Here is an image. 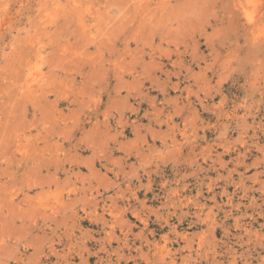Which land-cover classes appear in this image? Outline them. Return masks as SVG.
Instances as JSON below:
<instances>
[{
    "label": "rangeland",
    "instance_id": "1",
    "mask_svg": "<svg viewBox=\"0 0 264 264\" xmlns=\"http://www.w3.org/2000/svg\"><path fill=\"white\" fill-rule=\"evenodd\" d=\"M0 264H264V0H0Z\"/></svg>",
    "mask_w": 264,
    "mask_h": 264
},
{
    "label": "bare ground",
    "instance_id": "2",
    "mask_svg": "<svg viewBox=\"0 0 264 264\" xmlns=\"http://www.w3.org/2000/svg\"><path fill=\"white\" fill-rule=\"evenodd\" d=\"M250 15V14H249Z\"/></svg>",
    "mask_w": 264,
    "mask_h": 264
}]
</instances>
